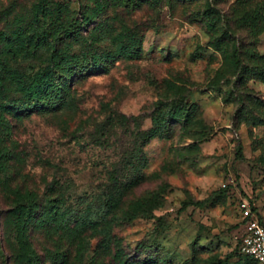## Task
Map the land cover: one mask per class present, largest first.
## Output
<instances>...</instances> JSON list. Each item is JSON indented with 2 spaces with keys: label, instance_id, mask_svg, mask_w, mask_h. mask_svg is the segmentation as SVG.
<instances>
[{
  "label": "rangeland",
  "instance_id": "rangeland-1",
  "mask_svg": "<svg viewBox=\"0 0 264 264\" xmlns=\"http://www.w3.org/2000/svg\"><path fill=\"white\" fill-rule=\"evenodd\" d=\"M40 1L0 0V264H256L264 0ZM54 53L64 106L5 107Z\"/></svg>",
  "mask_w": 264,
  "mask_h": 264
},
{
  "label": "trees",
  "instance_id": "trees-1",
  "mask_svg": "<svg viewBox=\"0 0 264 264\" xmlns=\"http://www.w3.org/2000/svg\"><path fill=\"white\" fill-rule=\"evenodd\" d=\"M49 2V0H41L38 4H36L38 15L39 11L42 8V4ZM54 4H52L53 6ZM58 10H62L60 5H57ZM49 9L45 12L42 11V17L44 18V23H47L46 28L42 30V32L38 31L33 34V39L46 43L47 36L50 33V29L52 27H57L58 32L61 33H72L74 26L76 25L75 22H71L67 24L62 18L59 16L57 18L53 17L52 14H49ZM35 19V22L38 23L39 17ZM51 17H50V16ZM46 17H49L48 22ZM50 62H52L49 66L44 67L40 70L35 71L34 73L28 75L25 78V81L22 82V86L20 88L21 93L23 94V99L14 98L11 101H8L5 104V107H9L14 113H21L25 111H31L33 108H44V109H54L55 107H62L65 104V100L63 97V82L61 77L63 76V71L61 64L57 57L56 53L51 54ZM79 66L80 63L78 61L75 62L74 66ZM59 80L61 81L59 83ZM19 90V91H20ZM176 101H174V104ZM154 127L150 128L149 130L145 131L143 134V143L148 142L151 138H153L157 133ZM207 199L199 200V201H188L184 202V206L188 205H195V206H202ZM29 206H27L28 208ZM141 214L140 209L138 207H134L129 210L124 219L126 221H133ZM246 257L252 259L256 264V260L249 255Z\"/></svg>",
  "mask_w": 264,
  "mask_h": 264
},
{
  "label": "built area",
  "instance_id": "built-area-1",
  "mask_svg": "<svg viewBox=\"0 0 264 264\" xmlns=\"http://www.w3.org/2000/svg\"><path fill=\"white\" fill-rule=\"evenodd\" d=\"M245 211L243 233L239 239V249L254 258L257 264H264V224L250 212L247 203L241 204Z\"/></svg>",
  "mask_w": 264,
  "mask_h": 264
}]
</instances>
